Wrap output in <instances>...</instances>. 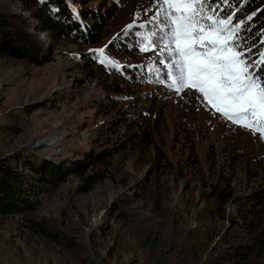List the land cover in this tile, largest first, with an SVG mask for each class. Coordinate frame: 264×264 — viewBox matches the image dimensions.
<instances>
[{"label": "rangeland", "instance_id": "1", "mask_svg": "<svg viewBox=\"0 0 264 264\" xmlns=\"http://www.w3.org/2000/svg\"><path fill=\"white\" fill-rule=\"evenodd\" d=\"M71 2L95 43L44 30L35 7L0 0L44 51L39 65L0 56V159L69 164L116 152L90 189L70 175L35 212L0 215V264H264V253L234 256L264 232V139L194 89L121 76L141 65L167 71L160 47L141 51L137 35L159 32L157 0ZM128 37V53L112 50ZM99 49L119 68L100 63Z\"/></svg>", "mask_w": 264, "mask_h": 264}, {"label": "snow or ice", "instance_id": "2", "mask_svg": "<svg viewBox=\"0 0 264 264\" xmlns=\"http://www.w3.org/2000/svg\"><path fill=\"white\" fill-rule=\"evenodd\" d=\"M154 19L158 33L137 35L141 51L160 47L167 86L177 93L194 89L223 119L264 139V51L252 59V49L240 37L245 22L233 25V16L221 18L210 0H157ZM96 56L119 68L104 49Z\"/></svg>", "mask_w": 264, "mask_h": 264}, {"label": "trees", "instance_id": "3", "mask_svg": "<svg viewBox=\"0 0 264 264\" xmlns=\"http://www.w3.org/2000/svg\"><path fill=\"white\" fill-rule=\"evenodd\" d=\"M21 4L35 7L40 11L39 20H44L45 29H55L67 36H73L90 44L95 43V32L87 27L83 21V14L75 10L72 0H16ZM217 2L224 10L219 12L221 18L233 16V25L244 21L240 32L241 42L252 49V59H256L260 51H264V0H210L211 5ZM215 6V5H214ZM93 11L87 15H93ZM46 15V16H45ZM251 17V20L248 19ZM126 37V36H125ZM127 40L130 44L127 43ZM131 37L115 45L112 50L128 53L133 47ZM132 43V44H131ZM0 56L12 59H27L32 64H40L44 59L41 42L29 33H25L16 26L10 18L0 11ZM98 66V65H97ZM138 71L137 72H134ZM125 73V74H124ZM121 73H127L131 79L140 81L159 78L165 81L164 71H155L147 65L139 69L130 67ZM152 77V78H151ZM157 77V78H156ZM116 92H119V88ZM147 145L150 143L147 141ZM116 150L104 148L95 152H87L80 159H75L69 164L54 163L44 160H25L11 162L7 158L0 159V215L14 216L27 215L35 212L40 205V195L45 191H52L62 184L70 175L81 180L80 189L86 191L95 183L104 180L107 176L101 168ZM18 165V166H17ZM26 169L21 172L19 168ZM38 231L52 238V235L42 226L35 224ZM264 253V232L255 236L249 244L243 245L234 253L236 259L245 260L248 256Z\"/></svg>", "mask_w": 264, "mask_h": 264}]
</instances>
